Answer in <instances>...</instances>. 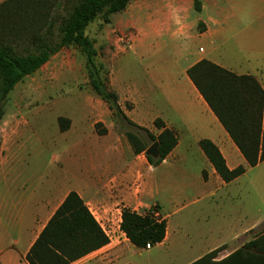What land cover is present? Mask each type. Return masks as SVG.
I'll list each match as a JSON object with an SVG mask.
<instances>
[{
  "label": "crops",
  "instance_id": "obj_1",
  "mask_svg": "<svg viewBox=\"0 0 264 264\" xmlns=\"http://www.w3.org/2000/svg\"><path fill=\"white\" fill-rule=\"evenodd\" d=\"M113 23L122 36L134 32L127 36L128 44L142 59H166L142 66V79L110 69L109 86L122 111L156 137L163 132L155 126L161 120L178 145L152 166L146 153L136 155L115 134L117 118L98 98L92 104L95 136L88 145L96 151L89 172L43 192L35 189L23 203L5 205L0 194V264H30L32 247L71 192L81 197L109 239L105 247L71 264H194L215 251L219 262L264 235V162L248 165L188 76L206 59L237 76L255 78L264 89V0H132L108 27ZM202 37L210 42L207 49L197 45ZM120 41L113 40L118 46ZM159 41L163 47L157 51ZM169 46L178 51L170 59L162 55ZM125 52L121 49L118 57ZM118 120L123 130L130 127L147 138ZM70 121L64 133L81 134ZM204 140L218 147L230 170L242 166L246 173L225 182L201 149ZM7 161L0 159V184L8 180ZM124 210L141 216L158 212L167 225L164 241L151 250L136 247L121 228Z\"/></svg>",
  "mask_w": 264,
  "mask_h": 264
},
{
  "label": "trees",
  "instance_id": "obj_2",
  "mask_svg": "<svg viewBox=\"0 0 264 264\" xmlns=\"http://www.w3.org/2000/svg\"><path fill=\"white\" fill-rule=\"evenodd\" d=\"M67 1L70 10L62 17L56 14L60 0H6L0 5V30L12 37L4 40L0 37V123L5 116L7 98L16 86L36 74L63 48L77 45L86 59L93 93L108 106L114 117L126 120L146 133L144 139L137 130L126 132L136 155L146 153L151 145L159 142L160 157L146 156L152 166H159L178 145L177 136L166 129L161 120H157L155 126L163 132L156 137L125 116L118 94L109 86L110 72L98 62L100 55L96 41L87 33L98 21H102L104 27L110 25L111 17L124 11L132 0ZM196 9L201 10L199 3H196ZM20 42L26 44L22 50ZM188 76L248 165L256 167L264 162V89L257 80L251 76H237L206 59L189 69ZM60 126L62 132H66L71 122L60 119ZM200 146L225 182L230 183L246 173L242 166L230 170L213 142L204 140ZM121 228L138 248L162 243L167 232L165 221L130 210L123 211ZM108 243L109 239L85 202L77 193L71 192L32 247L28 262L71 264ZM217 253L215 251L194 264H264V235L225 260L214 261Z\"/></svg>",
  "mask_w": 264,
  "mask_h": 264
},
{
  "label": "rangeland",
  "instance_id": "obj_3",
  "mask_svg": "<svg viewBox=\"0 0 264 264\" xmlns=\"http://www.w3.org/2000/svg\"><path fill=\"white\" fill-rule=\"evenodd\" d=\"M60 3L56 14L62 17L69 12L70 5L67 0H60ZM259 23L261 21L251 26L256 27ZM87 33L97 43L100 53L98 62L105 65L109 72L112 68L124 77L142 79V66L166 60L163 56H144L142 59L128 44L130 40L127 36L134 32L130 30L122 36L114 23L104 27L102 21H98ZM4 34L0 30L3 40L6 37L12 39ZM119 39L121 49L126 48L120 57L118 53L121 49L113 42ZM22 43H19L20 50L26 46ZM162 45L161 41L155 42V50L160 51ZM197 45L207 49L210 42L202 37ZM177 52L176 47L169 46L162 55L170 59ZM140 62L143 64L140 65ZM97 99L89 84L86 59L77 45L63 48L36 74L27 77L9 94L5 116L0 123V159L9 160L8 180L0 184V194L5 205L23 203L35 189L46 191L48 187L68 183L69 179L85 175L92 169L96 150L90 148L88 142L95 136L91 128L92 119L95 118L92 104ZM60 119H72L82 135L62 132ZM114 120L115 134L121 140L128 141L125 131L134 130L130 127L123 130L120 121ZM95 131L98 135L103 132L101 127Z\"/></svg>",
  "mask_w": 264,
  "mask_h": 264
},
{
  "label": "water",
  "instance_id": "obj_4",
  "mask_svg": "<svg viewBox=\"0 0 264 264\" xmlns=\"http://www.w3.org/2000/svg\"><path fill=\"white\" fill-rule=\"evenodd\" d=\"M146 155L150 156L154 159H158L160 157V144L159 142H156L153 144L147 151Z\"/></svg>",
  "mask_w": 264,
  "mask_h": 264
},
{
  "label": "built area",
  "instance_id": "obj_5",
  "mask_svg": "<svg viewBox=\"0 0 264 264\" xmlns=\"http://www.w3.org/2000/svg\"><path fill=\"white\" fill-rule=\"evenodd\" d=\"M152 217L153 218H155L156 220H158V221H160L159 220V214H158V212H154L153 214H152ZM109 233V232H108ZM108 236H109V234H108ZM110 237V236H109ZM155 246H153V245H151V244H148L144 249H146V250H151V249H153Z\"/></svg>",
  "mask_w": 264,
  "mask_h": 264
}]
</instances>
